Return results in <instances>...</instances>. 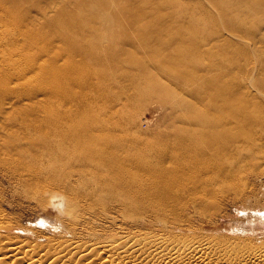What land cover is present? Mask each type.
Masks as SVG:
<instances>
[{
    "label": "bare ground",
    "instance_id": "obj_1",
    "mask_svg": "<svg viewBox=\"0 0 264 264\" xmlns=\"http://www.w3.org/2000/svg\"><path fill=\"white\" fill-rule=\"evenodd\" d=\"M123 1L110 5L109 0H96L109 10L103 15L94 6L95 17L80 23L72 0L54 14L43 12L40 19L27 11L29 0H0V174L20 189L32 190L46 210L55 209L61 235L48 237L44 244L11 237L6 233L12 225L0 209V264H264V243L232 247L202 224L212 187L231 191L230 185L248 174L260 178L258 170L243 164L249 158L242 155L262 149L264 114L243 118L246 101L234 97V88L240 86L232 70L222 67L221 81L211 80L225 101L229 96L227 103L240 104L230 113L234 117L218 119L221 131L212 132L210 124L191 119L176 139L126 142L115 138L116 99L102 94L113 82H106L103 69L86 67L89 60L106 64L117 62L119 54L131 56L119 47L121 38L114 33L124 21L138 33L126 34L122 44L144 47L150 40L145 32L152 29L156 34L151 40L175 39L180 53L183 45L197 41L193 31L200 28L210 31L206 37L214 45L242 57L245 48L241 51V44L227 33L254 35L255 26L247 27L226 0H212L225 34L213 31L211 14L206 20L191 13L185 24L169 27L162 12L167 0ZM187 2L207 11L200 0ZM187 2L170 3L173 15L187 14ZM253 3L249 8L254 12L264 11L263 3ZM97 27L107 34L87 33ZM163 29L175 33L161 37ZM258 43L264 44V36ZM260 72L263 76L264 66ZM227 75L233 81H223ZM256 82L264 89V78ZM140 148L145 152L139 153ZM198 218H203L201 224Z\"/></svg>",
    "mask_w": 264,
    "mask_h": 264
},
{
    "label": "rangeland",
    "instance_id": "obj_2",
    "mask_svg": "<svg viewBox=\"0 0 264 264\" xmlns=\"http://www.w3.org/2000/svg\"><path fill=\"white\" fill-rule=\"evenodd\" d=\"M68 1L71 0H29L26 9L32 18L40 19L43 12L48 15L54 14L63 5V2ZM72 1L77 2L72 10L80 23H82L81 19L87 22L95 17L92 15L94 6H97L103 15L109 10L106 5L104 7L97 5L96 0ZM109 1L110 5L111 1L124 2L123 0ZM187 1L190 0H167L162 10L164 24L169 27L172 24L181 26L186 23L185 19H187L186 15L188 14L194 13L206 20L208 14H211L215 19L210 23L213 31L218 29L224 34L227 33L212 0H200L207 11L191 8L193 5ZM226 1L232 5L229 10H238L240 16L246 19L247 27L255 26V32H258L254 35H249L247 32H236L237 36L227 33L230 37H233L232 40L245 48L246 54L243 51L244 48L241 51L247 56L243 54V57L237 56L225 47V49H221L222 45H219V47L214 45L215 40L206 37V34L210 31L203 32L200 28L193 31L194 35H199L197 41H194V43L191 41L183 45L184 49L180 52L181 54L176 51L179 46L175 44L177 42L175 39L167 40L166 38L161 43L157 40H151V35L156 34L152 29L145 32V35H150V40L147 41L144 47L131 45L130 42L122 44V38L126 37V34L135 35L138 33L130 26L128 21H124L121 23L120 28H115L114 33L121 38L119 47L122 51L130 54L131 58L127 57L126 54L125 56L119 54L117 62L106 64L102 59L98 61L89 60L87 68L89 66L91 69H103L105 71L104 76L107 78L106 82H113L114 84L103 89L102 94L111 93L116 99L115 111L117 113L118 128L115 132V138H118L117 140L134 142V140L141 139L145 141L176 139L178 138L177 134L186 131L185 128L189 126L187 124L191 123V119H198L203 124H210L211 131L218 132L220 130L218 119L225 116L234 117L235 115L230 113L235 109L239 110L240 105L227 103L229 96H227L228 100L225 101V94L222 98L219 88L214 83V81L220 79L219 74L222 67L232 70L234 81L240 86V88H234L236 90L234 97L241 99L242 102L246 101L244 103L246 107L241 113L243 118L245 115L251 117L264 114V89L260 88L256 82L259 77L264 78V75L261 76L260 74V69L264 66V44L258 43L259 36H264V11L258 9L259 12H254L253 9L249 8L254 6L253 1L264 4V0ZM182 2H187L191 10L184 15H173L176 11L170 3L175 5ZM37 7L43 9H37ZM132 16L136 15H130V17ZM172 18H175L176 21L173 22ZM102 30V27H97L87 31V33L99 36L106 35L107 33H103ZM173 33L175 31L172 29H163L159 32L161 37ZM99 42L101 41H98L95 46ZM209 44H211V50L208 49ZM184 50L186 56L183 55ZM101 51L97 49L96 53H101ZM102 63H104V66ZM238 64L241 69L238 68ZM244 68H247L246 71ZM118 71H120V74ZM224 79L228 82L233 81L230 80L229 75L222 80L225 81ZM220 81L221 79L218 82ZM90 94L93 98L94 94ZM258 141L257 143H259ZM217 144L220 145L219 141ZM137 149L138 147L133 149V153H137ZM141 149L138 150L139 153H144L145 151ZM242 157L249 158L248 160L244 159L243 164L248 166L249 169L258 170L255 172L260 173V178L255 180L254 173L248 174L242 180H236L239 183L231 184V191H229V187L227 189L212 187L216 199H213L214 196L210 194L209 201L211 203L208 202L209 204L206 206L203 205L206 209H204L205 214L207 213L208 217L197 219L200 222H197L198 224H201L203 219L205 224H202L208 227L210 232L213 230L211 233L214 232L215 238L222 242L228 241L232 244V247L236 248L248 245L257 246L264 243V197L261 194V192H264V141L262 149L258 152L253 151L250 156L242 155ZM252 162H255L256 166ZM214 188L218 189L219 192ZM249 196L254 197L247 199ZM218 197H220L219 200ZM0 209L5 211L6 221L12 225V229L6 233L11 237L44 244L48 237L58 238L61 236L58 234L59 228L55 216L57 212L52 208L46 210L43 204L37 202L33 197L32 190L20 189L13 180L3 174H0ZM211 213L212 217L210 218ZM215 213H218V215ZM83 258L80 257L79 259Z\"/></svg>",
    "mask_w": 264,
    "mask_h": 264
},
{
    "label": "clouds",
    "instance_id": "obj_3",
    "mask_svg": "<svg viewBox=\"0 0 264 264\" xmlns=\"http://www.w3.org/2000/svg\"><path fill=\"white\" fill-rule=\"evenodd\" d=\"M55 210V209H54Z\"/></svg>",
    "mask_w": 264,
    "mask_h": 264
}]
</instances>
